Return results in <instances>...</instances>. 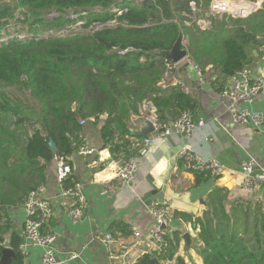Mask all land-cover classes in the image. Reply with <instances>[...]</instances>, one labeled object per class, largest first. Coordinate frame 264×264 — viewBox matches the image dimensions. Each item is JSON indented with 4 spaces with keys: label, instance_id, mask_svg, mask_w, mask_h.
I'll return each mask as SVG.
<instances>
[{
    "label": "trees",
    "instance_id": "1",
    "mask_svg": "<svg viewBox=\"0 0 264 264\" xmlns=\"http://www.w3.org/2000/svg\"><path fill=\"white\" fill-rule=\"evenodd\" d=\"M210 2L0 0V37L7 32L0 42V258L8 247L16 256L12 264H22L23 238L12 231L9 210L22 208L29 193L44 186L55 157L72 168L69 158L82 140L80 121L100 125L103 146L115 159L132 147L127 139L143 122L144 103L153 106L160 124L174 123L184 111L195 118L198 101L180 85L158 87L175 72L160 52L170 51L179 34L187 38L190 64L202 73L210 65L218 73V94L251 62V50L264 48V2L246 18L212 16ZM197 20L209 26L201 28ZM77 22L79 31L62 33ZM14 23L28 37H12L8 27ZM45 32L51 34L42 37ZM191 173L196 187L210 179ZM75 183L70 173L64 186ZM173 214L194 225L202 264H264V198L228 200L227 192L216 189L200 216ZM181 241L180 232H168L159 252L134 264H193L177 256Z\"/></svg>",
    "mask_w": 264,
    "mask_h": 264
},
{
    "label": "crops",
    "instance_id": "2",
    "mask_svg": "<svg viewBox=\"0 0 264 264\" xmlns=\"http://www.w3.org/2000/svg\"><path fill=\"white\" fill-rule=\"evenodd\" d=\"M251 55L253 59L246 66L251 78H264V60L254 49L251 50ZM186 63L188 66L185 67ZM172 68L175 72L167 73L158 87L178 84L185 94L198 101V111L194 118L198 126L194 135L184 138L173 134L151 144L146 156L141 157L136 164L132 183L128 187L120 188L111 179L114 159L109 149L103 146L100 125L95 124L94 119L85 121L81 125V137L96 153L82 156L76 152L69 158L72 164L71 176L83 185L86 202L83 217L79 222L73 223L67 212L69 201L56 202L52 217L42 229L54 235L57 258L78 254L77 258L62 264H115V261L108 258L100 238L110 232L116 241L115 247L119 243L129 244L134 241L131 228L137 229L141 238L125 259V263L134 264L143 254L156 251L154 242L148 238L155 227V220L149 210L153 202H164L173 213L179 212L195 218L202 214L207 196L216 189L227 192L228 200L255 202L264 198V188L253 191L240 188L242 175L239 169L242 161L252 159L255 170L264 172V86L253 104L248 107L261 114V124L258 127L252 123L237 125L232 122L226 102L215 92L216 83H220L219 76L210 65L202 73L186 58L172 65ZM231 79L225 81V87L230 84ZM238 107L241 108L242 105ZM152 109L154 108L150 103L142 105L143 122L135 126L134 132L141 130L146 122L145 116L152 113ZM131 119L136 120L137 116H131ZM135 138L128 137L127 140L133 142ZM184 146H189L201 158H214L219 161L224 167L223 174L196 187L193 174L179 167V154ZM57 190L54 160L46 172L42 197L49 198ZM103 191L106 194H101ZM9 216L13 223L12 231L21 236L25 219L23 207L10 209ZM193 229L192 223L174 218L168 232L178 231L181 236L188 233L191 245L187 248L182 239L177 256L182 257L186 263L202 264V259L196 252ZM9 239L10 234H7L4 237L6 245ZM40 257L41 250L29 249L27 264H42ZM166 264H174V261Z\"/></svg>",
    "mask_w": 264,
    "mask_h": 264
},
{
    "label": "built area",
    "instance_id": "3",
    "mask_svg": "<svg viewBox=\"0 0 264 264\" xmlns=\"http://www.w3.org/2000/svg\"><path fill=\"white\" fill-rule=\"evenodd\" d=\"M264 0H211L208 7V13L212 16L230 15L234 18H246L260 9ZM257 3V6L251 4ZM228 4V5H227ZM247 4H250L246 6ZM192 11L196 9L191 5ZM196 24L201 27H208L209 23L197 20ZM205 25V26H202ZM187 38L181 40L182 47L186 49ZM259 54L264 60V48H259ZM193 67L197 69L195 65ZM172 65L168 66L171 69ZM199 71V70H198ZM264 86V78H251L248 69L245 67L235 73L231 82L220 93V98L226 102L227 111L230 113L232 122L237 125H246L252 123L258 127L262 122V116L259 112L251 111L248 107L253 104L258 93ZM238 105H242L241 108ZM154 112V113H153ZM145 121L152 125V133L144 138H135L132 147L128 152L119 154L114 160V169L111 172V179L116 182L120 188L128 187L135 176L136 164L141 157L146 156L149 146L160 142L166 137L176 134L180 137L190 138L194 135L198 123L190 111H184L174 123L160 124L156 121L155 110L145 116ZM85 121H80L83 125ZM78 153L82 156H91L96 153L86 141L81 140ZM179 159L183 171L201 172L210 178H218L224 172L222 164L214 158H201L195 155L189 146H184L179 154ZM55 181L57 192L55 195L44 198L42 193L44 186L38 187L29 193L24 202L25 219L22 229V242L19 245V251L22 256V264H27V252L29 249L41 250L42 264H62L68 260L78 257L77 253L69 254L65 258H57L54 249L55 237L51 233H43L42 229L53 215V208L56 202L69 201L67 208L68 217L73 223L79 222L83 217L85 207V196L83 194V185L79 182L72 186H64V181L68 179L71 168L63 157H55ZM242 179L240 188L246 191H253L264 188V172L255 170V163L252 159L242 161L239 165ZM101 194H106L103 191ZM149 210L155 220V227L151 230L148 238H151L155 244V250L159 252L163 245V237L168 234V228L174 219L173 212L164 202H153ZM133 237L132 243H119L116 247V241L110 232L101 236L100 241L107 251L110 260L115 264H127L125 259L132 252L141 235L135 228H131Z\"/></svg>",
    "mask_w": 264,
    "mask_h": 264
},
{
    "label": "water",
    "instance_id": "4",
    "mask_svg": "<svg viewBox=\"0 0 264 264\" xmlns=\"http://www.w3.org/2000/svg\"><path fill=\"white\" fill-rule=\"evenodd\" d=\"M147 4L152 5L151 2H147ZM257 13H259L260 11H256ZM181 40H182V35L179 34L177 40L175 41L174 45L172 46L170 51H163L160 52L161 55H163L167 60H169V62L171 63V65H175L179 62H181L182 60L188 58V53L187 50L185 48L182 47L181 44ZM188 66V63L185 64V67ZM102 119H106V114H104L102 116ZM134 136L136 138H144L147 137L149 134L152 133V125L150 122H145L141 128L140 131L138 132H133ZM49 147L51 150H55V145L52 141L49 142ZM182 239L185 241V245L186 247H190L191 245V240H190V236L188 233H185L182 235ZM16 256L15 254L12 252L11 249L9 248H4L3 252H2V256L0 258V264H12V261L15 260Z\"/></svg>",
    "mask_w": 264,
    "mask_h": 264
},
{
    "label": "rangeland",
    "instance_id": "5",
    "mask_svg": "<svg viewBox=\"0 0 264 264\" xmlns=\"http://www.w3.org/2000/svg\"><path fill=\"white\" fill-rule=\"evenodd\" d=\"M116 1H118V0H114V2H116ZM248 5H250V4H247V6ZM252 6H257V3H253V4H251ZM260 9H261V7H260ZM259 9V10H260ZM258 11V10H257ZM65 13H67L69 16H70V18H75L76 17V15L74 14V12L72 11V10H68V11H66ZM20 16H18V18H19ZM82 23L81 22H77L75 25H72L71 27H70V29H66V30H64L62 33L63 34H66V33H68V32H77V31H79V26L81 25ZM202 26H205V25H202ZM204 28H207V27H204ZM21 30V31H20ZM20 31V32H19ZM8 32L9 33H11V35H12V37L14 36H17V37H19L20 39H23V38H26V37H28V33L27 32H25V31H22V29H21V27H20V24H18V23H14V24H12L11 26H9L8 27ZM7 34V32H2V34H1V37H0V42H2V41H4L6 38H5V35ZM49 34H51V32H45L44 34H42V37H46V36H48ZM54 34V33H53Z\"/></svg>",
    "mask_w": 264,
    "mask_h": 264
}]
</instances>
